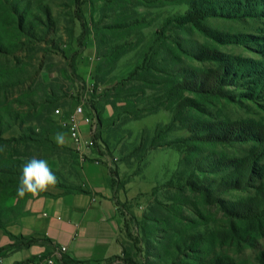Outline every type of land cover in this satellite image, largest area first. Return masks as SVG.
<instances>
[{
    "label": "rangeland",
    "instance_id": "1",
    "mask_svg": "<svg viewBox=\"0 0 264 264\" xmlns=\"http://www.w3.org/2000/svg\"><path fill=\"white\" fill-rule=\"evenodd\" d=\"M180 15L189 22L181 24ZM208 50L215 56L201 59ZM152 52L157 69L147 71V78H170L177 67L230 65L223 95L198 98L199 109L181 111L188 120H253L264 126V0H0V108L11 110L2 116L0 158L10 153L19 175L28 159H45L59 180L53 191L82 185L81 152L107 168V181L120 195L123 251L70 264H264V207L250 217L224 208L254 195L260 178L212 202L192 182L204 176L214 185L227 169L204 171L190 164L195 157L201 158L199 166L222 154L241 157L253 142L192 140L178 122L164 135L154 132L170 121L167 97L164 106L137 120L120 113L116 106L125 103L116 101L115 115L113 98L106 96L117 83L142 86L144 101L162 93V84L154 90L131 79L144 73L136 65L147 63ZM96 73L105 81L97 83ZM138 98L130 100L145 105ZM78 105L92 129L89 139L81 138L88 142L80 149L61 124ZM58 132L65 134L63 146L54 142ZM163 143L168 144L156 146ZM258 165H264V157ZM9 177L19 178L1 173L0 181ZM13 191L0 184V208ZM13 216L14 210L0 209V223ZM3 234L0 230V264L9 252L31 245L51 249L44 236L22 240ZM40 255L12 264H43ZM58 257L52 253L49 258L56 262Z\"/></svg>",
    "mask_w": 264,
    "mask_h": 264
},
{
    "label": "trees",
    "instance_id": "2",
    "mask_svg": "<svg viewBox=\"0 0 264 264\" xmlns=\"http://www.w3.org/2000/svg\"><path fill=\"white\" fill-rule=\"evenodd\" d=\"M199 4L200 6L203 5L204 7L209 6L212 8L211 1H209V3L208 1H205L207 6L202 3ZM176 19L181 24L189 22V17L185 15L177 16ZM24 20L27 22V24H29L27 18H24ZM212 55V51L208 50L207 52L200 54L199 57H201V59H212ZM147 59V63H140V66L136 65V68L144 71V73L140 72L139 75L131 74V79L141 81L142 83H149L151 85L149 87L154 90L157 83L162 84L164 85L162 93L160 95L155 94L149 98H145L144 101V91L142 86H129V84H126L127 86L125 85L126 87H124L123 83H117L114 85V87L112 86L110 90L111 92H109L106 96L113 98V101L109 103L112 104L114 113L117 112V109L123 114L126 112L132 113L133 119L137 120L144 115L152 113L151 111L154 109V107L164 106V101L167 97L169 98V106L171 107L169 108V106H165V108L171 110L170 121L154 132L158 131L159 134L164 135L166 130H168L173 123L178 122L190 133L189 138L192 140L208 143L230 142L235 140L242 142L252 141L253 144L249 147L247 153L241 157H230L228 155L222 154L217 160L207 159V164L204 166H199L201 158L195 157L193 162L190 164H192V169L199 167L204 169V171H210L212 169H227L226 172H224V174L219 177V180L214 185H211L209 179L204 176L200 178L196 177L197 180L192 182L197 190L204 191V195L208 196L211 201L213 199L212 202H220L218 196L224 191L230 189H244L253 179H255V177L260 178V183L256 186L254 195L236 200L235 202H228V205L224 206V208L230 213H233L234 216L250 217L252 215H257L264 207V165H258L259 160L264 157V126L262 123L253 120H212L198 117L190 121L181 114V111H183L185 108L199 109L201 103L198 98L212 97V94L223 95L224 92L222 90V84L225 82V77L231 74L230 65L223 62V64L220 63L215 68L193 67L189 71L185 68L177 67L174 69L173 74L170 73V78H164L160 76L156 77L154 75H152L153 78H151V75L149 76L150 78H147V71H149L151 68L153 71L157 69L155 68V64L157 63L158 58L156 54L152 52L149 54ZM160 71L162 72V70ZM74 72L75 71L73 70L72 73ZM97 73H99V71ZM97 73L93 76V79L97 83L105 81L104 78H99ZM185 92H189L193 96L185 95ZM134 95L142 97L138 98V102L145 103V105L138 107L137 105L133 104L137 101L136 99L130 100V98H132ZM120 100L125 103V106H116V109L114 103ZM44 102L46 101L44 100ZM10 111L5 108H0V136L2 131H4L2 116L6 113L10 115ZM115 115H117V113H115ZM148 144L150 149L155 147L152 139L149 140ZM167 144L168 143L157 144L156 146L160 147ZM194 147L195 146L193 145L189 146L188 151H193ZM176 149L178 152L181 151L179 146H176ZM13 161L14 160L12 159L10 153H7L6 158H0V174H13L15 177L19 176V172H17V170L14 168L15 165ZM0 184L7 185L8 187L10 186L14 190L12 193H9L7 197L17 196L16 188L18 185V178L9 177L3 182L0 181ZM70 189L81 190L79 186H70L68 187V190ZM26 196L28 195H25L24 197ZM2 207L0 208L1 210H14L11 207H6L5 204H3ZM5 227V223H0V230H2L4 234L10 238L22 240L25 238H31L22 235H13L8 232ZM48 241L51 249L41 253V260L48 259L52 253H56L59 255L58 258H55L57 264H70L71 262L81 261L73 259L64 254L60 247L56 246L52 241H50V239H48ZM119 244L123 251V247L120 242ZM12 245L13 244H8V249L9 247H13ZM212 264H228V262L217 260L212 262Z\"/></svg>",
    "mask_w": 264,
    "mask_h": 264
},
{
    "label": "crops",
    "instance_id": "3",
    "mask_svg": "<svg viewBox=\"0 0 264 264\" xmlns=\"http://www.w3.org/2000/svg\"><path fill=\"white\" fill-rule=\"evenodd\" d=\"M77 117L81 138L89 139V124L83 121L82 114ZM79 155L81 190H48L39 196L24 198L9 196L4 204L14 209V216L5 228L13 235L44 236L56 246H64L63 253L76 260L103 259L121 251L118 241L121 217L116 202L120 195L114 194L108 183L104 165L84 159L82 152ZM43 251L41 245L14 250L3 257V264L22 261ZM48 259L42 263L57 264Z\"/></svg>",
    "mask_w": 264,
    "mask_h": 264
},
{
    "label": "clouds",
    "instance_id": "4",
    "mask_svg": "<svg viewBox=\"0 0 264 264\" xmlns=\"http://www.w3.org/2000/svg\"><path fill=\"white\" fill-rule=\"evenodd\" d=\"M57 146L65 144V134L58 132L54 137ZM59 182L55 172L49 167L45 159L35 157L28 159L23 163L21 173L18 178L16 194L23 198L25 195L39 196L46 192L50 187H55Z\"/></svg>",
    "mask_w": 264,
    "mask_h": 264
},
{
    "label": "built area",
    "instance_id": "5",
    "mask_svg": "<svg viewBox=\"0 0 264 264\" xmlns=\"http://www.w3.org/2000/svg\"><path fill=\"white\" fill-rule=\"evenodd\" d=\"M55 113H60V109L56 108ZM82 114L83 115V109L80 105L75 107L71 113H69L65 118L61 120V124L65 126L67 131L69 132L70 137L75 141L76 146H80L82 144L81 141V133H80V121L78 119V115ZM83 121L86 123H90V118L87 116L83 115ZM91 128H90V133H91ZM88 142V141H87ZM85 142V143H87ZM91 143V142H89ZM61 251H65L64 246H60ZM51 259H48V262H51Z\"/></svg>",
    "mask_w": 264,
    "mask_h": 264
}]
</instances>
